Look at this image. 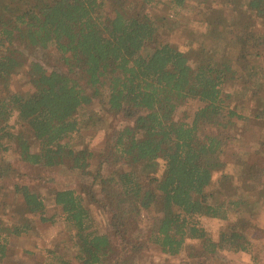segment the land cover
<instances>
[{"label": "trees", "instance_id": "1", "mask_svg": "<svg viewBox=\"0 0 264 264\" xmlns=\"http://www.w3.org/2000/svg\"><path fill=\"white\" fill-rule=\"evenodd\" d=\"M159 1L0 0V264H20L13 241L36 219L69 231L43 248L44 264H134L149 245L195 264H223L221 249L264 264L253 221L264 166L246 162L234 176L224 157L251 127L264 136V33L254 29L264 0H164L202 9L207 42L185 49L167 38L175 19L149 10ZM18 72L31 89L13 88ZM11 149L75 174L78 188L2 184L21 176L4 158ZM254 152L264 157L263 139ZM90 205L107 215L105 232ZM205 217L226 222L216 237Z\"/></svg>", "mask_w": 264, "mask_h": 264}, {"label": "rangeland", "instance_id": "2", "mask_svg": "<svg viewBox=\"0 0 264 264\" xmlns=\"http://www.w3.org/2000/svg\"><path fill=\"white\" fill-rule=\"evenodd\" d=\"M165 4L164 0H160L157 5L150 7L149 10L158 14L166 13L168 16L175 19L174 29L167 37L171 44L180 49H185L189 43L195 45L205 41V27L201 21L202 9L198 11V9L190 7H167ZM225 15L230 16V8L228 6H225ZM254 29L258 34L264 33V23L256 21L254 23ZM205 42H207V40ZM49 51H52V49H49ZM37 55H39V53ZM12 86L17 91H27L31 89L30 84L26 81L21 72H18L13 76ZM196 106L197 102L191 100L187 102L186 109L188 112L192 113ZM94 134H92L93 138L90 145L92 149L98 150L103 142L104 136L102 132ZM261 139L264 140V136H261V130L251 127L244 135L242 142L233 143L227 149L224 156L227 161L226 172L235 176L240 172L241 166L246 162L264 166V157L254 152V148L257 147ZM4 158L7 162L11 163L19 173H21V176L7 178L1 181L4 185H10L15 181H22L35 186L40 182V178H42L45 180L46 184L56 187L57 189L78 188V183L80 181L75 174L68 173L64 170L47 171L36 165L22 163L15 157L12 149L4 154ZM9 197L10 194L7 193V198L9 199ZM89 207L95 219L96 229L101 233L105 232L107 230V215L95 205H90ZM254 210V223L264 229V204L258 203ZM54 211L55 210L52 207L48 210L49 213H53ZM148 220H150L149 213L145 214L143 217L142 229H144ZM201 223L211 231L214 237L217 236L220 228L226 224L223 220L206 217L201 219ZM35 225V231H32L27 236L18 237L13 241L15 254L20 256V264H29L28 262H32L33 260H38L39 263L37 264H44L42 263L43 248L51 245L52 241H57V239L60 238H68L69 231L64 227L63 222L60 220L54 222H41L36 219ZM263 241L264 239L261 240V242ZM254 243L255 254L264 261V251L262 250V247L257 245L259 243L258 241ZM24 251L32 252L35 259H30L31 256L25 254ZM251 254L252 253L250 252H234L229 249H221L218 251L216 259L214 260L223 264H253ZM188 260L189 259H187L185 254L171 256L161 252L155 245H149V247L140 253L139 256L135 259L133 258L134 264H195V262ZM8 262L9 261H7V263ZM72 264L76 263L73 262Z\"/></svg>", "mask_w": 264, "mask_h": 264}]
</instances>
